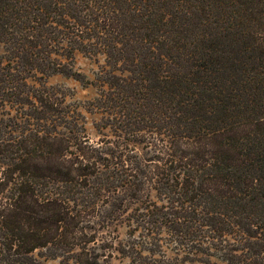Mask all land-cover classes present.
<instances>
[{
  "label": "trees",
  "instance_id": "1",
  "mask_svg": "<svg viewBox=\"0 0 264 264\" xmlns=\"http://www.w3.org/2000/svg\"><path fill=\"white\" fill-rule=\"evenodd\" d=\"M0 44V264H264V0H0Z\"/></svg>",
  "mask_w": 264,
  "mask_h": 264
},
{
  "label": "rangeland",
  "instance_id": "2",
  "mask_svg": "<svg viewBox=\"0 0 264 264\" xmlns=\"http://www.w3.org/2000/svg\"><path fill=\"white\" fill-rule=\"evenodd\" d=\"M6 49L7 48L3 44H0V62L4 64L13 63L14 61L10 58L12 56ZM71 63L73 70L82 73L89 80H94L96 74H98L102 68L106 67L105 58L103 56H87L79 53L76 54ZM41 77L47 82V86L58 89L67 97L69 96V100L76 101L81 105V111L86 116L88 128L91 132H94L93 123L99 121L101 115L98 113L89 114L86 111V104L87 101L94 100L98 97V89L93 86H84L75 79L62 74H52L47 76L38 74V78ZM44 80L42 82H44ZM46 264H65V261L61 258H48Z\"/></svg>",
  "mask_w": 264,
  "mask_h": 264
}]
</instances>
